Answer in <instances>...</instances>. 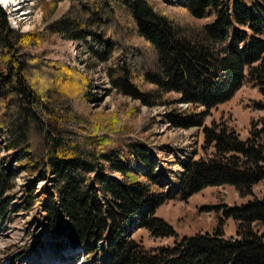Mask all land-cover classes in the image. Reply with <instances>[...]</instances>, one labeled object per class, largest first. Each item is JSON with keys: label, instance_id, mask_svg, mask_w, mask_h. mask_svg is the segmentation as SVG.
<instances>
[{"label": "trees", "instance_id": "obj_1", "mask_svg": "<svg viewBox=\"0 0 264 264\" xmlns=\"http://www.w3.org/2000/svg\"><path fill=\"white\" fill-rule=\"evenodd\" d=\"M63 1L69 8L60 19L28 33L11 28L0 6V153L13 154L0 157V222L11 212L14 162L31 182L14 212L35 210V186L49 182L44 237L28 247L34 255L46 244L69 250L72 262L83 249L89 259L104 253L101 264H264V199L226 213L235 222L230 239L217 222L172 247L145 250L136 243L133 227L174 236L154 217L166 198L132 174L143 169L151 179L157 168L141 138L151 121L131 123L118 110L92 112L86 75L28 52L62 38L89 39L92 63L86 66L104 64L115 91L141 106H167L174 127H202L205 148L213 151L184 165L181 195L233 186L252 196L264 180V119L246 140L222 114H213L208 126L203 120L244 83L264 96V0H159L161 9L151 0H51L43 6L44 23ZM182 220L198 228L196 215Z\"/></svg>", "mask_w": 264, "mask_h": 264}, {"label": "rangeland", "instance_id": "obj_2", "mask_svg": "<svg viewBox=\"0 0 264 264\" xmlns=\"http://www.w3.org/2000/svg\"><path fill=\"white\" fill-rule=\"evenodd\" d=\"M51 0H23L24 14L19 16L12 9L6 8L11 28L21 33H28L34 30L42 31L48 24L60 19L68 10L69 2L63 1L51 17L50 21L44 23V3ZM152 3L161 9L163 6L159 0H151ZM137 41L138 39H134ZM90 40L77 42L65 38L50 46L38 49L29 48L32 55L42 54L43 59L58 61L78 69L86 75L94 100L88 107L92 112L111 113L118 110L123 119L129 118L131 123L151 121L152 128L144 132L141 138L145 139L148 147L152 150L157 168L147 177L145 170L135 168L132 174L140 183L152 186L162 194L165 201L156 208L154 217L161 219L174 230L172 237H154L145 229H131L129 236L145 250H157L172 247L183 237L194 236L198 231L205 232L220 222L223 225V237L230 239L235 237V222L225 215L230 209L242 207L250 202L264 199V180L253 187V195L242 197L233 186L209 187L191 196H183L179 193L181 176L184 173V165L191 159L195 161L200 158H209L213 148H205V138L202 127L177 128L167 120V106H155L148 108L138 105L130 98H124L115 91L111 84L107 68L104 64H91L92 60L88 53ZM94 62V61H93ZM182 111L187 110L186 104H179ZM202 108H198V112ZM222 114L224 119L235 126L240 139L246 140L254 127H260L264 119V96L260 94L257 87L250 83H244L235 93L234 97L227 103L218 106L210 112L204 120V126L210 125L212 116ZM142 139V140H143ZM4 145H1L3 148ZM12 152L3 150L0 157L11 160ZM11 170L15 171L16 187L13 191V199L6 219L0 222V264H6L13 260L14 264H53L48 262L56 260L59 255L66 257L64 264H101L107 258L104 253H98L93 259L87 258L82 249L77 250V261L72 262V256L67 255L70 251L57 252L45 244L39 249V254L34 255L28 251V247L37 243L38 237H44V216L43 203L49 198L50 189L48 181H40L35 186V195L38 203L35 210L29 214L23 209L15 211L21 203L23 187L27 186V174L17 168L16 163H11ZM114 177L121 178L117 173ZM196 215L198 228L183 223L185 216ZM218 216L220 219L218 220ZM102 245V244H101ZM100 245V246H101ZM46 260V261H45ZM63 264V263H62Z\"/></svg>", "mask_w": 264, "mask_h": 264}, {"label": "bare ground", "instance_id": "obj_3", "mask_svg": "<svg viewBox=\"0 0 264 264\" xmlns=\"http://www.w3.org/2000/svg\"><path fill=\"white\" fill-rule=\"evenodd\" d=\"M3 7L12 9L13 12H16L19 16L25 15L24 8H23V0H0ZM4 7V8H5Z\"/></svg>", "mask_w": 264, "mask_h": 264}, {"label": "built area", "instance_id": "obj_4", "mask_svg": "<svg viewBox=\"0 0 264 264\" xmlns=\"http://www.w3.org/2000/svg\"><path fill=\"white\" fill-rule=\"evenodd\" d=\"M3 145V144H2Z\"/></svg>", "mask_w": 264, "mask_h": 264}]
</instances>
